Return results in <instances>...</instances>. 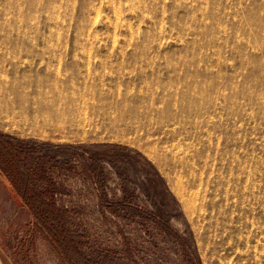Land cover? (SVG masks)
Here are the masks:
<instances>
[{"label": "rangeland", "instance_id": "1", "mask_svg": "<svg viewBox=\"0 0 264 264\" xmlns=\"http://www.w3.org/2000/svg\"><path fill=\"white\" fill-rule=\"evenodd\" d=\"M0 257L264 264V0H0Z\"/></svg>", "mask_w": 264, "mask_h": 264}, {"label": "bare ground", "instance_id": "2", "mask_svg": "<svg viewBox=\"0 0 264 264\" xmlns=\"http://www.w3.org/2000/svg\"><path fill=\"white\" fill-rule=\"evenodd\" d=\"M8 95H10V94H8ZM10 97V96H9ZM8 99V98H7ZM18 99V98H17ZM5 100V99H4ZM6 105V104H5ZM10 105V104H9ZM25 107L23 108H20L21 109V111L20 112H22V113H25V111H27V113H30V107H31V102H26L25 103V105H24ZM11 107V106H10ZM7 109H8V107H7ZM21 113V114H22ZM26 113V114H27ZM11 117V116H10ZM20 118V117H19ZM31 118V117H30ZM11 119V118H10ZM18 120V119H17ZM29 120V119H28ZM27 120V121H28ZM12 121V120H11ZM31 121H32V118H31ZM26 121H24V123H25ZM16 123H18V122H16ZM21 123H23V121L21 122ZM31 123V122H30ZM19 124H20V122H19ZM17 126V125H16ZM23 126V125H22ZM30 126V125H29ZM26 127V126H25ZM31 127V126H30ZM17 128V127H16ZM30 130V129H29ZM23 131V130H22ZM25 131V130H24ZM22 135V134H21Z\"/></svg>", "mask_w": 264, "mask_h": 264}, {"label": "water", "instance_id": "3", "mask_svg": "<svg viewBox=\"0 0 264 264\" xmlns=\"http://www.w3.org/2000/svg\"><path fill=\"white\" fill-rule=\"evenodd\" d=\"M0 264H4L3 261H2V259H1V257H0Z\"/></svg>", "mask_w": 264, "mask_h": 264}]
</instances>
